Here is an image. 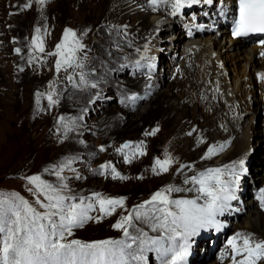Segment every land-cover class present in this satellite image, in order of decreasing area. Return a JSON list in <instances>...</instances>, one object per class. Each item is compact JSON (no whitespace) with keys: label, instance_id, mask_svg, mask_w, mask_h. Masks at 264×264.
<instances>
[{"label":"rangeland","instance_id":"obj_1","mask_svg":"<svg viewBox=\"0 0 264 264\" xmlns=\"http://www.w3.org/2000/svg\"><path fill=\"white\" fill-rule=\"evenodd\" d=\"M33 1L13 0L9 8H15V11L10 12L5 18L6 22L0 24V31L10 36V46L0 51V196L15 193L33 203L37 197L29 192L32 186L27 183L26 177L40 175L43 180L55 185L58 181L52 174L54 166L59 168L67 160L72 159L74 160L72 164L74 171L65 169L62 173L68 178L65 182L71 189L70 193L65 194L89 196L93 192H99L106 197H124L125 208L117 209L115 214L100 222L89 220L82 228L73 229V235L68 239L82 241L123 239L122 231L112 227L121 215H126L134 205L148 200L154 192L165 185L191 187V184L184 185L183 180L186 176L194 175L200 170L198 167L191 168V170L185 168L177 173L175 169L170 174L158 176L151 173L152 167L148 165H139V167L138 164L125 163L124 156L128 155L130 158L133 156L135 146L132 143H135L138 138H144L145 149L148 148L150 155L154 153L155 135H145V133L157 129L156 126H159L162 120L159 118L150 120L142 126L141 131L129 130L131 118L127 120L128 113L125 114L124 111L125 108L131 107L129 102L135 103L133 100L140 97L138 86L141 88L140 81L146 80L147 70L139 62V51L131 50L136 40H133L131 30L127 29L129 27L127 25L117 26L116 22L120 16L117 2L115 0H45V3L38 8L40 10H35L32 8ZM24 4H30V7L25 8ZM188 8L189 6L182 8L184 13ZM169 10L173 21L179 17L184 19L187 17L179 12L173 15L172 8ZM186 21L189 19L187 18ZM207 24L208 19H204L202 25H199L203 27L202 29H206ZM36 28L41 29L39 35L44 41V53L36 52L30 47ZM66 28L75 31L85 46L77 53V58L83 60L84 67L82 69L69 68L66 71L61 69L57 72L56 57L47 55V53L55 51V45L61 41ZM174 31L175 29L172 33ZM170 33L171 31L162 35L164 39L162 38L160 46L156 47L157 50L164 53L171 51L170 49L165 50L170 45V41L167 40ZM57 35L56 41L50 44L53 36ZM16 49H20L19 53ZM180 60L181 58L177 61L180 62ZM166 64V61L162 62L161 72L164 71V78L168 80V84L174 85V81L181 82L184 74L175 72L174 74L177 73V75L176 77L173 75L175 79L172 78L169 68H163ZM80 73L84 74L85 83L83 84L80 83ZM106 73L110 75L107 79L109 83H106V79V81L103 80ZM68 75L73 76L75 85L68 81ZM110 83L114 84V87L109 86ZM93 85L107 86L105 91L102 88L98 91H91ZM53 89H55L53 99L58 102L49 106L47 95ZM161 90H166V87H162ZM174 92H177V89ZM258 96L261 99L262 96L260 94ZM150 97L154 99L153 95ZM139 110H142L141 106L136 107L129 115L136 114ZM159 112L157 111L158 114ZM260 115V117L258 115L254 117L257 131H261L256 141L262 140L263 142L264 123L262 114ZM60 117H64V121L58 123ZM248 118L249 116H245V119ZM64 123L69 124L70 131H65ZM125 142H131L132 145L123 153H118L116 149ZM240 144L242 149L244 139ZM101 147L104 151H100ZM255 151L248 150L246 156L249 157V162L252 160L258 165L259 158L264 160V150L259 151L258 156ZM237 152L233 155L236 157L232 156L227 164L243 158L245 153ZM106 163H111L116 172L126 179H113L110 169H100V165ZM255 168H258V172L251 171L253 176L258 174L256 177L258 182L254 186L248 183L251 178L244 164V170L240 174V176L247 174L245 178L248 184L243 192H250L252 195H255V190L264 189L261 182L262 179L264 180V164L262 167L255 166ZM237 171L240 169L238 168ZM236 187H239V181ZM181 192L172 193L171 198H179ZM197 195L198 193L192 192L188 199H194ZM40 199L43 201V197ZM229 202L236 209L240 208L236 206L235 199ZM197 203L203 204L204 199L198 200ZM33 206L36 207L34 203ZM38 210L43 211L39 208ZM245 214L241 212V219ZM90 215L96 216L98 212H92ZM222 215L228 220L236 219L232 215L226 216L225 213ZM238 220L239 218L235 220L233 231H229L228 236L237 233L235 227ZM258 226V232L253 234L256 239H264V225ZM137 227L143 228L149 236L159 235L158 232H152L139 222H137ZM204 230L201 229L197 235L190 237L189 252L184 264H212L220 256H216L209 249V239ZM130 232L136 234L132 229ZM205 249L210 253L208 258L207 256L202 257ZM155 258H158L155 252L145 253L147 264H157ZM260 264H264V261Z\"/></svg>","mask_w":264,"mask_h":264},{"label":"snow or ice","instance_id":"obj_2","mask_svg":"<svg viewBox=\"0 0 264 264\" xmlns=\"http://www.w3.org/2000/svg\"><path fill=\"white\" fill-rule=\"evenodd\" d=\"M201 2L212 4L213 0H148V5L155 11L159 5L170 3L172 14L176 15L182 8ZM236 2L238 8L233 20V37L264 35V0ZM36 3L43 5L45 0H36ZM40 31V28L35 29L30 47L44 53ZM259 43L264 45V39H260ZM84 47L77 33L66 28L61 41L55 45V51L47 55L56 57L57 72L69 68L82 69L83 60H78L77 53ZM16 51L19 53L20 49ZM260 55L264 56V52ZM260 78L264 80V74ZM67 79L75 85L72 75H68ZM80 83H85L83 73H80ZM54 95L55 89L47 95L49 106L58 102L53 99ZM63 121L64 117H60L58 123ZM63 126L65 131L71 130L68 123ZM157 131L153 129L145 135H155ZM142 145L143 141L136 145L133 155L146 154ZM130 146L131 142H125L116 151L123 153ZM223 148L224 145L219 148L209 146L202 159L211 158ZM100 151H104V148L101 147ZM124 160L125 163L131 162L128 155L124 156ZM73 163L74 160L69 159L59 168L54 166L52 174L58 181L55 185L43 180L40 175L26 177L27 183L32 186L29 192L37 197L33 202L36 207L15 193L0 196V264H147L145 253L148 252H155L160 264H184L189 252L190 237L197 235L201 229L221 227L215 217L223 214L228 208V202L235 199V185L244 170V161L240 160L186 176L183 184H191L189 188L165 185L148 200L134 205L112 225L114 229L122 231L123 239L82 241L68 239L73 235V229L82 228L89 220L100 222L115 214L117 209H124L125 198L106 197L99 192L89 196L65 194L70 193L71 189L65 182L68 178L62 173L65 169L74 171ZM173 163L174 159L166 153L164 159H154L152 172L154 175L167 173ZM191 167L181 164L175 171L180 173L185 168L191 170ZM238 168L240 171H237ZM100 169H110L113 179H126L116 172L111 163L101 164ZM181 191L198 195L194 199L171 198L172 193ZM40 197H43V201ZM200 199H204L203 204L197 203ZM257 199L264 208V189L260 190ZM77 200L79 202H74ZM92 212H98V215H90ZM137 222L159 235L149 236L143 228L137 227ZM130 229L136 234L130 232ZM227 244L231 249L232 264H260L264 261V239H256L253 233L237 232L228 239Z\"/></svg>","mask_w":264,"mask_h":264},{"label":"bare ground","instance_id":"obj_3","mask_svg":"<svg viewBox=\"0 0 264 264\" xmlns=\"http://www.w3.org/2000/svg\"><path fill=\"white\" fill-rule=\"evenodd\" d=\"M12 1L0 0V24L6 22L5 18L9 16L10 12L15 11V8H9ZM115 1L120 15L116 22L117 26L127 25L129 28H126L131 30L130 34L133 40H136L131 50H139V62L145 66L148 75L145 76L146 80H139L142 84H140L141 88L137 85L140 89L138 93L140 97L133 100L135 103L129 102L130 108H125V114L128 113L126 119L131 118L129 130L141 131L143 130L142 126L150 120L158 118L162 120L159 126L155 125L158 131L155 134L154 153L150 155L147 151L148 148L145 149L144 138H138L135 143H132L135 146L133 153L136 151V145L143 141L142 147L146 154L143 156L133 155L130 158V163L152 167L154 159H164L167 153L174 159V163L170 166L169 172L164 173L165 175L172 173L181 164L191 165L193 169L198 167L201 172L207 168L227 165L228 160L238 151L237 153H245L241 160L244 161V167L249 170L248 175L251 179L248 183L254 186L258 182L256 181L258 174L253 176L251 171L258 172V168L256 169L255 166L262 167L264 164V160L261 158L257 160L258 165H256L252 160L249 162V157L246 156L248 150H256V156L259 151L264 150V140L263 142L262 140L256 141L257 136L261 135V131H257L254 121L255 115L260 117L261 113L264 123V80L260 78L261 74H264V63L254 59V47L249 46L243 40H236L232 45H227L225 29H218L213 33L209 29V27L217 25V22L212 24L208 20V28L202 29L201 25L206 19L202 12L199 15L194 13L193 17L186 21L190 13L198 12V7L188 8L184 13L187 16L186 19L178 16L179 18L173 21L170 16V3L159 5L153 11L148 5V0ZM214 1L218 3V1ZM73 3L75 2L73 1ZM32 6L37 10L40 4L34 0ZM174 29V33L170 34V45L165 48V50L170 49L171 51L164 53L157 50L156 47L160 46V42H162V35L169 31L172 32ZM184 37L185 40H183ZM57 38L58 35L53 36L50 44H53ZM181 40L183 41L181 42ZM9 46L10 36L0 31V51L8 49ZM179 58H181L180 62L177 61ZM163 61L167 62L163 68H169L172 78H174L175 72H180L184 74V79L181 82L174 81V85L168 84V80L164 78V71L161 72ZM104 76L103 80L110 77L109 73ZM106 83L109 81L107 80ZM111 83L109 86L114 85ZM164 86L166 90H161ZM105 87L95 86L91 91H98L100 88L105 91ZM176 89L177 92H174ZM258 94L262 96L261 99ZM151 95L154 96V99L150 97ZM139 106L142 110L129 115ZM157 111H160L159 114ZM245 116H249V118L245 119ZM190 132L192 134L188 135ZM243 139L244 144L241 149L240 142ZM149 144L151 143L149 142ZM254 144L256 145L253 146ZM220 145H224L222 151H218L211 158L202 159L209 146L219 148ZM198 162L202 163L198 165L196 164ZM246 175L240 176L239 187H236L234 192L236 206L240 207V211L246 213L243 219L239 217L236 222L235 232L246 231L256 234L258 225H264V208L259 206L257 197L254 198L255 196L250 192H243L248 184ZM261 182L264 185L263 179ZM190 193L192 192L182 191L179 198L188 199ZM193 193L195 194V192ZM237 197L238 199H236ZM179 198L174 197L173 199ZM225 214L236 218L229 211ZM211 237L214 238V235ZM219 239L218 236L217 240ZM203 251L202 257L207 256L208 258L210 256L208 250ZM155 262L160 264L158 258H155ZM212 264H232L231 256H226L224 259L221 254Z\"/></svg>","mask_w":264,"mask_h":264}]
</instances>
